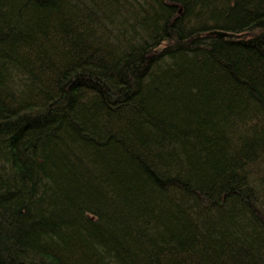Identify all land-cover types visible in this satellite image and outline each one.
<instances>
[{"label": "trees", "instance_id": "trees-1", "mask_svg": "<svg viewBox=\"0 0 264 264\" xmlns=\"http://www.w3.org/2000/svg\"><path fill=\"white\" fill-rule=\"evenodd\" d=\"M0 264H264V0H0Z\"/></svg>", "mask_w": 264, "mask_h": 264}, {"label": "water", "instance_id": "water-1", "mask_svg": "<svg viewBox=\"0 0 264 264\" xmlns=\"http://www.w3.org/2000/svg\"><path fill=\"white\" fill-rule=\"evenodd\" d=\"M216 34L220 37H226V38H235L236 35L231 34V33H227V32H221V31H217Z\"/></svg>", "mask_w": 264, "mask_h": 264}]
</instances>
